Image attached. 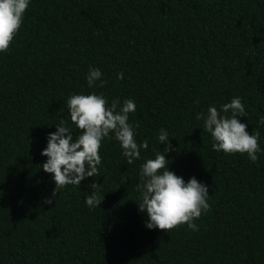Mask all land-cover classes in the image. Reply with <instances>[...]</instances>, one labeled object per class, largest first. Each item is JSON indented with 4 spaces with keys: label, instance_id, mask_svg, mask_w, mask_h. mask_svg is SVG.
Returning <instances> with one entry per match:
<instances>
[{
    "label": "trees",
    "instance_id": "1",
    "mask_svg": "<svg viewBox=\"0 0 264 264\" xmlns=\"http://www.w3.org/2000/svg\"><path fill=\"white\" fill-rule=\"evenodd\" d=\"M90 68L103 88L88 87ZM93 91L109 106L135 102L128 122L148 149L129 165L106 138L99 176L53 198L41 152L61 120L74 140L81 134L67 99ZM234 97L247 113L237 119L260 132L255 164L213 151L196 119ZM262 118L264 0H30L0 53V264H264ZM161 128L175 149L165 153L169 170L208 188L198 231L147 229L138 210L140 167L166 147ZM93 182L103 199L90 209Z\"/></svg>",
    "mask_w": 264,
    "mask_h": 264
},
{
    "label": "clouds",
    "instance_id": "2",
    "mask_svg": "<svg viewBox=\"0 0 264 264\" xmlns=\"http://www.w3.org/2000/svg\"><path fill=\"white\" fill-rule=\"evenodd\" d=\"M29 3L30 0H0V53L9 50L21 28ZM101 77L98 68H90L86 77L88 87L103 88L107 81ZM122 78L123 73H118L117 79ZM67 108L72 124L81 134L74 140L70 128L61 120L56 125V131L49 133L47 146L41 152L42 156L47 157L42 165L43 171L52 174L54 180L53 198L68 185L79 187L87 177L99 176V151L106 138L119 143L129 165L141 159L142 149H148L147 140L138 144L135 139V128L139 125L133 126L128 122L129 114L136 110L133 100H124L121 105L118 99H113L109 106L103 94L93 91L90 94L71 95L67 99ZM246 116L241 98L234 97L219 110L210 106L206 113H198L196 119L203 121V130L211 137L213 151H222L225 155L246 154L249 161L255 164L261 152L260 132L256 130L250 134L247 125L237 119ZM260 123L264 124V118ZM169 137V133L161 128L157 139L160 144L166 145L164 151L156 152L154 158L146 159L140 167V182L136 185L140 202L136 204L138 210L148 217L145 224L147 229L168 233L186 224L192 231H198L194 221L211 210L208 188L195 177L185 182L169 170L170 161L166 160L165 153L175 150L169 144ZM90 187L92 192L85 197V204L94 209L101 204L103 195L97 191V183L93 182ZM45 203H52V200H45Z\"/></svg>",
    "mask_w": 264,
    "mask_h": 264
}]
</instances>
